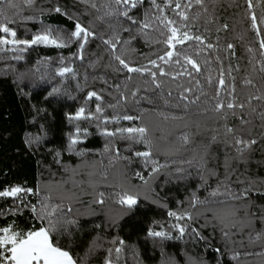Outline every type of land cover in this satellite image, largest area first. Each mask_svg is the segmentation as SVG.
Returning <instances> with one entry per match:
<instances>
[{
    "label": "trees",
    "instance_id": "1",
    "mask_svg": "<svg viewBox=\"0 0 264 264\" xmlns=\"http://www.w3.org/2000/svg\"><path fill=\"white\" fill-rule=\"evenodd\" d=\"M11 5L15 39L50 31L63 46L0 45V192L32 190L0 196V227H47L56 209L77 264H264V0ZM171 28L192 39L169 47ZM226 209L248 221L232 239L214 221Z\"/></svg>",
    "mask_w": 264,
    "mask_h": 264
},
{
    "label": "snow or ice",
    "instance_id": "2",
    "mask_svg": "<svg viewBox=\"0 0 264 264\" xmlns=\"http://www.w3.org/2000/svg\"><path fill=\"white\" fill-rule=\"evenodd\" d=\"M8 3L11 5V0H0V5H3L5 3ZM199 2V0H198ZM28 3L31 4L32 0H28ZM116 3H121V0H116ZM123 3L125 5L131 3V7L135 8L137 6L138 0H123ZM153 3H155V0H153ZM179 7V5H177ZM249 7H251V0H249ZM57 12L60 11L59 8L56 9ZM0 15H3V9L0 8ZM124 15L127 16L128 13L125 11ZM183 15V14H181ZM186 18V17H185ZM252 20L254 22L256 17L255 15L252 16ZM169 23H172L169 21ZM148 25H145L147 27ZM171 35L168 37L166 43L169 45V47H175V44H182L185 40L192 39L191 36L187 32H184L182 35H178L179 29L177 28H171L170 29ZM0 33L7 34V36L12 37L13 39L9 40L6 36L0 35V45H25L26 47H30L32 45L36 44H52L57 47H62L63 44L58 43L57 38L51 37V32H45L44 34L36 35L31 40H18L15 39L16 32L12 29H10L7 24L0 22ZM73 37L82 40L83 43L80 45L81 48H83L84 43H87L88 38L92 35L91 32H89L87 29L83 28L81 25H76V30L71 34ZM196 40H200V37H195ZM105 43H111V41H105ZM113 47H115L113 45ZM231 47V46H230ZM261 47L264 48V41H261ZM3 48H0V51H3ZM21 51L26 49H20ZM173 55L172 52H168L167 56L171 57ZM20 57H17L19 59ZM117 60L120 61V63L128 69L129 72H140L141 69L139 68H131L128 66V64L125 63L124 60L120 59L119 56L116 57ZM161 59H164L161 57ZM155 63V62H153ZM188 63L192 64L194 68L197 67L195 62L188 60ZM72 69L70 68H63L60 70L59 75L63 76L65 73L71 72ZM155 73H153V76ZM221 84H223V81H221ZM96 96L95 93H90L89 97ZM99 99V97H97ZM228 107H232L231 104L228 105ZM101 109L99 106L97 107V112H100ZM84 109L81 108L79 112L76 114L75 117L72 119H79L83 116ZM87 118V117H84ZM125 119H132L130 116H126ZM123 131H126L128 133H139L141 136H143L146 132V129L144 128H129L125 129ZM77 133H79V129H77ZM106 135H113L114 133L107 132ZM77 140L75 138L72 139V143L75 144ZM254 142V141H253ZM139 156H144L147 158L150 153L149 152H143V153H137ZM155 171V169H154ZM139 175V174H137ZM143 179V177H140ZM31 189H24L21 187H14L10 190H5L3 192H0V196L2 197H17L21 193H30ZM215 195V193H213ZM100 203H103V201H99ZM121 205H126L129 208L134 206L137 201L136 198L132 195H129L125 193L124 195L120 196L119 201ZM33 211L35 209L33 208ZM56 209H52L51 212H48L44 215H42L41 219H47L48 220V226L47 227H40L38 229H30L27 231H16L13 229L11 225L6 227H0V264H77V261L73 258V256L69 253V251L65 250L59 245V241L54 238L53 233L56 231V222L51 219L52 215L55 213ZM171 216H176L177 219H182L183 217L177 216L176 213L172 212L169 213ZM180 233L183 234L184 228L177 226ZM150 236L155 237H164L165 233L163 232H149ZM122 243V242H121ZM119 252V249H117ZM110 264V262H109Z\"/></svg>",
    "mask_w": 264,
    "mask_h": 264
},
{
    "label": "rangeland",
    "instance_id": "3",
    "mask_svg": "<svg viewBox=\"0 0 264 264\" xmlns=\"http://www.w3.org/2000/svg\"><path fill=\"white\" fill-rule=\"evenodd\" d=\"M241 213L242 212L238 214ZM214 217V221H216V224L219 225L221 229H228L232 232V236L230 237V239L239 235L241 233V230L244 229L248 224V221L245 216H243L245 219L237 220V212L230 209H226L224 212H218L214 214ZM232 229H235V231H232Z\"/></svg>",
    "mask_w": 264,
    "mask_h": 264
}]
</instances>
